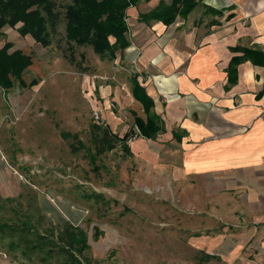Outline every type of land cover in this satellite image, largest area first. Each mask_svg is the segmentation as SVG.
Wrapping results in <instances>:
<instances>
[{"label":"rangeland","instance_id":"1","mask_svg":"<svg viewBox=\"0 0 264 264\" xmlns=\"http://www.w3.org/2000/svg\"><path fill=\"white\" fill-rule=\"evenodd\" d=\"M69 2L55 0L47 47L19 35V24L1 31L0 47L12 43L32 64L27 87L16 82L4 98L0 264L68 261L65 228L84 237L81 251L72 249L84 264H264V208L220 165L219 137L189 133L197 115H156L163 130L140 137L134 119L146 115L131 97L134 63L68 43ZM111 135H128L129 153Z\"/></svg>","mask_w":264,"mask_h":264},{"label":"crops","instance_id":"2","mask_svg":"<svg viewBox=\"0 0 264 264\" xmlns=\"http://www.w3.org/2000/svg\"><path fill=\"white\" fill-rule=\"evenodd\" d=\"M160 1L171 0L140 2L127 11L129 46L123 52L135 65L132 76L152 98L154 115H197L196 121L188 118L185 123L189 133L219 137L212 152L219 153L226 172L234 171L242 196L260 210L264 208V65L243 61L229 89L226 69L232 57L243 54L234 48L264 53V0H195L192 12L169 26L138 21L139 14ZM4 98L9 99L8 91L0 88V132L6 115ZM4 169L0 145V176Z\"/></svg>","mask_w":264,"mask_h":264},{"label":"trees","instance_id":"3","mask_svg":"<svg viewBox=\"0 0 264 264\" xmlns=\"http://www.w3.org/2000/svg\"><path fill=\"white\" fill-rule=\"evenodd\" d=\"M69 1L64 11L66 41L79 47L89 46L95 54L99 56L106 54L114 59L117 51L123 52L129 46L127 39L128 9L137 6L141 1L149 2L151 0ZM196 4L195 0H171L170 3L160 1L154 9L139 14L138 21L143 23L157 21L169 26L177 17L186 18L196 7ZM55 9V0H0V35L5 26L14 28L19 24L17 28L19 35H29L36 43L47 47L51 44L49 28L54 30L58 21ZM12 47L13 44L10 42H4L0 47V88L5 92L13 88L16 82L21 88L27 87L23 80V74L32 64L30 55L21 50H11ZM233 51H240L243 54L232 57L228 64L226 69L227 89L236 83L237 66L243 61L250 60L257 65H264V53L240 47L234 48ZM131 83V95L142 106L146 115L145 121L135 118L134 126L139 130L140 137L152 140L160 130H163L161 122H158L157 116L152 112L154 102L147 95L145 89L140 86L136 76L131 77ZM35 84L36 82L32 81L30 86ZM107 134L109 133L107 132ZM105 136L103 146L106 148L103 147V149L111 150L114 145L107 141L110 139ZM61 137L63 139L72 138L68 133H62ZM111 137L115 142H122L123 150L129 153L130 149L125 143L128 135H125L124 139H118L112 135ZM175 138L177 139V136ZM76 232L74 228H65L60 236L69 241V250H71V252L66 251L71 254L69 260L61 264H84L72 253L74 244L80 245V251L84 247L81 244L84 237Z\"/></svg>","mask_w":264,"mask_h":264},{"label":"built area","instance_id":"4","mask_svg":"<svg viewBox=\"0 0 264 264\" xmlns=\"http://www.w3.org/2000/svg\"><path fill=\"white\" fill-rule=\"evenodd\" d=\"M110 108H111V107L109 106V109H110ZM93 115H94V118H95L97 121L100 119V113H99V112L94 111Z\"/></svg>","mask_w":264,"mask_h":264}]
</instances>
